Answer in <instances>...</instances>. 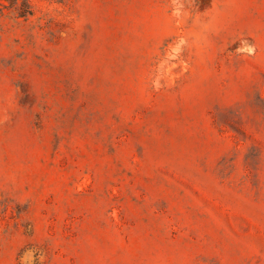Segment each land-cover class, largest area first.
Instances as JSON below:
<instances>
[{"label":"rangeland","instance_id":"rangeland-1","mask_svg":"<svg viewBox=\"0 0 264 264\" xmlns=\"http://www.w3.org/2000/svg\"><path fill=\"white\" fill-rule=\"evenodd\" d=\"M0 264H264V0H0Z\"/></svg>","mask_w":264,"mask_h":264}]
</instances>
